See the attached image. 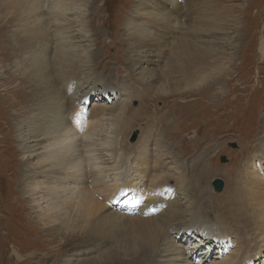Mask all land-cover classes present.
Masks as SVG:
<instances>
[{
    "label": "bare ground",
    "instance_id": "bare-ground-1",
    "mask_svg": "<svg viewBox=\"0 0 264 264\" xmlns=\"http://www.w3.org/2000/svg\"><path fill=\"white\" fill-rule=\"evenodd\" d=\"M27 1L0 0V77L7 81V86H12L9 88L12 94H15L16 85L20 88L17 92L20 98L18 94L12 96L13 108L16 110L8 113L11 112V117L18 116L17 120L20 119L15 125V138L23 162L29 166L26 174L21 177L25 183V194L30 199L38 219L34 233L41 235V241L38 239L41 247L35 244V251L39 250L41 255L35 256V252H31L27 259H24L25 257L14 249L16 264L25 260H28L26 264H46L44 261L55 264L63 255V239L76 230L79 233L81 231L75 226L80 218L77 216L82 213L87 217L88 223V219H94L95 214L101 211L99 204H96L97 199L103 195L110 199L120 188L126 189L127 186L137 189H132L128 194L138 191L141 194L138 200L143 196L148 199L144 200L138 211L133 210L138 216L135 214L137 218L133 220L136 222L132 226L136 227L138 236L130 242L136 244L138 241V244H143L145 248L140 257H135L133 264L146 263L145 256H150L151 251L154 252L151 249H154L156 244L159 246L156 247L152 263L149 264H192L188 257L196 253L202 244H209L212 239L219 243V247L225 243L242 242L240 245L244 253H248L253 247L263 246L264 154L251 157L245 173L246 178L237 175L235 170L230 173L227 171L228 178H235L228 182L223 191L213 188V191L221 192L222 195L213 198L215 194L212 189L206 187L212 166L207 158L211 146L201 150L198 155L201 145L199 146L196 138L200 128L182 127L180 131H176L175 125L171 126L180 117L185 118V121L198 122L201 108L196 104L185 105V109H181L173 116V120L166 124L161 123L165 116L162 114L156 122L163 127L164 132L160 131L161 126H156V134L152 128L147 129L148 133L141 137L140 143L129 147L132 151L125 153V145L122 147V144L130 133L131 124L140 119L142 111L147 110L140 107L137 109L138 114L133 111L134 116H128L129 93L120 85H107L106 77L95 75L97 70L102 69L98 65L104 57L101 53L97 55L98 48L93 49L83 19L85 12H89L93 4H85L87 0ZM80 1H84V4H79ZM198 1L200 0L190 4H197ZM11 24L14 29L6 38L5 34ZM160 25L163 30H173L179 26L176 16L165 7H159L157 4H138L133 16L125 20L123 27L126 36L130 38L128 60L133 63L137 79L145 84L153 75L161 58L156 49L145 50L142 45L157 35V30L160 29L157 27ZM184 31L186 37L183 38L178 51L173 52L174 70L183 77V82L196 85L205 79L204 72L197 67H194V72L190 75L191 60L202 61L206 75L212 76L222 72L223 69L216 63L208 66L204 54L198 55L203 45L207 51L213 50L212 45L207 47L208 41L205 44L197 39L192 41L190 35L194 31L190 27ZM260 52L263 56L264 42H260ZM6 65H11L12 72L3 77L8 70H5ZM212 81L203 85L205 91L209 90V96H202L200 99H207L206 113L213 124H217V133L222 131L223 123H226L227 119L240 120L246 115L248 120L251 115H256L257 105L255 108L247 106L242 112L239 111L241 98L235 96L230 102L226 98L221 99L223 102L219 105L223 113L227 108L232 111L227 112L225 118L217 120L216 110L214 109L212 114L209 106L215 93L222 92L216 91ZM205 91L201 88L197 93L200 95ZM143 92L148 93L150 90L137 89L133 94L140 95L138 97L142 103L145 100L150 101L148 97L143 96ZM98 95L100 98L97 103L87 105L88 100ZM105 96H108V99L105 100ZM109 100H112V103L107 104L106 101ZM218 100L219 98L216 99ZM163 101L166 107H174V103L164 99ZM246 108H249L247 113ZM77 113L80 115L77 116ZM183 134L189 136L190 142L181 138ZM207 135L216 136L215 133ZM173 146L177 147L175 153L172 151ZM259 149H264V142ZM196 153L198 157L191 166L178 160L179 156ZM14 173L16 175V170ZM171 182L174 184L171 185ZM208 190L210 194L206 196ZM164 192L167 193L165 197H169L168 199L163 197ZM125 196L128 195H123V198ZM174 196L177 197L173 199ZM131 199L129 196L122 203ZM116 211L106 213L105 216L103 214V219L97 220L99 227L98 223H95V230L91 229L92 220L90 224L82 221L81 224L85 225L87 232L84 237H95L99 231H94L118 222V216H122V213ZM163 227L167 233L174 232L177 238H182L188 243L178 245L176 242L166 241L158 244L159 236L165 237L162 233ZM244 233L247 234L245 239ZM47 236L49 239L45 241L43 238ZM199 236L198 242L190 244ZM219 254L209 263L203 257L195 264H238L240 261L238 255L224 258L222 252ZM217 258L220 261L216 260ZM67 261L72 260L70 258Z\"/></svg>",
    "mask_w": 264,
    "mask_h": 264
},
{
    "label": "rangeland",
    "instance_id": "rangeland-1",
    "mask_svg": "<svg viewBox=\"0 0 264 264\" xmlns=\"http://www.w3.org/2000/svg\"><path fill=\"white\" fill-rule=\"evenodd\" d=\"M194 1L87 0L85 4H93V7H90L89 12H85L83 19L88 29L93 49L98 48L97 55L101 53L106 58L105 60L101 58V63L98 66L102 69L97 70L95 75H99L102 78L106 77L107 85L110 84L109 86L111 87L113 85H120L129 93L128 116H134L133 111L137 112V109L140 107L147 110V112L142 111L143 113L139 116L140 119L131 124L130 133H128V136L126 133L127 139L122 144V147L125 145L123 151L130 153L132 149L129 147H134L140 143L141 137L147 135V129L152 128L151 130L155 131L156 134V126H161L157 124L156 120L162 114L165 116L161 123L166 124L173 120V116L177 115L181 109H185V105H199L201 112L198 114V122L185 121V118L180 117L171 126L175 125L176 131H180L182 127L200 128V132L196 138L199 141V146L201 145L198 155L201 150L209 145L211 146L207 158L212 163V166L209 170V179L206 187H210L213 191V181L220 180L223 184L221 191H223L227 187L228 182H232L235 178V176L228 178L226 176L227 171L230 173L232 170H235L237 175L246 178L245 173L247 172L251 157L255 154H264V149H259V146L264 142V55H260V42H264V0H200L197 4L192 3L191 5L190 3ZM79 4H84V1H80ZM138 4H157L159 7H165L176 16V21L179 24L178 28L173 30H165L166 28L163 30L161 29L163 28L161 25L158 26L157 28L160 29L157 30L155 39H149V41L144 42L142 45L145 50L156 49L161 58L147 84L137 79L132 67L133 63L128 60V49L130 48L128 40L130 38L126 36L123 28L125 20L133 16L135 7ZM146 9L149 10V8ZM188 27L194 31L190 35L192 41L197 39V41H202L204 44L206 41H212L211 43L206 42V46L208 47L211 44L213 50L207 51L205 45H203L198 55L202 56L204 54L206 56L205 61L208 63V66L216 63L218 67L223 69L220 72L221 74L219 73L220 75H206V71L203 70L204 65L202 61L195 62L191 60L189 62L190 75L194 72V67L200 68V71L204 72L205 75L204 81L196 85L184 83L183 77L176 74L174 70L173 54L178 51L183 38L186 37L184 30ZM13 29L12 24L8 26V31L5 34L6 38L7 34H11V30ZM112 40H114L113 43H111ZM179 54L183 55L180 52ZM183 57L181 56V58ZM5 70H7L6 73L4 72L6 75L1 73L4 75L3 77H7V73L12 72L11 65H6ZM210 81L214 84V88L217 89L216 91L222 92V94L215 93V96L211 99L212 104L209 106V111L212 114L214 113L213 110H216L215 115L217 120L225 118L227 112L232 111L231 108H227L223 113L219 105L223 102L221 99L226 98L230 102L235 96L241 98L239 111L242 112L244 107L251 106L255 108L257 105L256 115H251L248 120L246 119V115L240 120L227 119L226 123H223L222 131L217 133L215 131L217 130V124H213L209 114L206 113L208 101L207 99H200L202 96H209V90L205 91L203 85ZM7 85V81L5 79L2 80L0 77V264H16L17 261L13 255L14 249L18 250L20 255L23 258L25 257L24 259H27L28 254L31 252H35V256L41 255L39 250L35 251L37 249L36 243L37 247H41V243H38V239L41 241V235L34 233L33 229H36L37 215L31 206L30 199L25 194V183L22 182L21 177V175L26 174L29 166H26L28 164L23 162L15 138V125L20 119L17 120L18 116L11 117V112L8 113L15 109L12 104V96H17L20 88L16 85L15 94H12L9 91V88L12 86ZM143 88L150 90L148 93L143 92V96L150 99V101L145 100L144 103L140 101L138 97L140 95L133 94V91ZM201 88L205 92L198 95L197 92ZM94 94L97 95L96 92ZM169 96L170 98H168ZM18 97L20 98L19 94ZM99 98V95L96 98H91L87 101V105L97 103ZM104 98L106 100L108 96ZM217 98H219L218 101H216ZM163 99L174 103V107H171V109L170 105L166 107ZM106 102L110 104L112 100ZM248 110L249 108H246L245 113ZM6 114L9 116L7 117ZM209 121L212 124H209ZM162 128L161 126L160 131L163 133L164 130ZM207 133H215L216 136L213 137L207 135ZM124 137L125 135L122 139ZM158 138L160 139L159 136ZM181 138L185 142H190L188 141L189 136L186 134H183ZM174 150H177V147L173 146L172 151L175 153ZM198 155L196 153L184 157L179 156L178 160H180V163L191 166ZM222 158H224L225 162H221ZM15 170L16 175L14 173ZM262 175L264 177V170L262 171ZM172 184L174 183L171 182ZM236 187L239 188V186ZM132 189L137 190L136 188L127 186L126 189L120 188L110 199H107L103 195L99 200H96V204H99L101 211L95 214L94 219L93 217L90 220L88 219L89 224L93 221L92 230H95L93 227L95 223H98L97 220L103 217V214L105 216L106 213H116V210H119L118 212L122 213V216H118L120 218L118 222L94 231L95 233L98 231L100 233L95 234V237L90 239L84 237L87 232L85 225L81 223L84 221L88 224L86 222L87 217L83 216L82 213L77 216V218H80H78V223H75V226L79 227L78 229H81V231L79 233L76 230V232L71 233L72 235L70 234L63 239V255H61L59 261L55 264H133L134 259L137 258L136 256H139L145 250L144 245H139L138 241L136 244L130 242L131 239L138 236L136 227L132 226L136 222L133 220L138 216L133 210L138 211L144 200L148 199L146 196H143V198H139L138 200V197L141 196L138 191H135L134 194H128ZM212 193L215 194L213 198L215 196H222L220 195L221 192L213 191ZM162 194L164 198H169L165 197L166 192ZM209 194L210 190H208L206 196H209ZM123 195L128 196L123 198ZM129 196L132 199L123 204L122 202ZM176 197L174 196L173 199ZM191 198L193 199V197ZM95 209L96 206L94 207ZM149 215L151 214L149 213ZM99 225L98 223L97 226L99 227ZM163 229L165 232L166 229L165 227L162 228V233L165 237L159 236L158 244L166 241L176 242L178 245H186L188 243V241H184L182 238H177L174 232L165 233ZM250 231L251 229L248 230L249 233ZM246 237L247 234L244 233V239ZM43 239L47 241L49 236ZM199 240L200 236L194 238L190 244L196 243ZM214 241L212 239L209 244H202L196 253L188 257L189 261L195 264L198 259L204 257L207 263H209L222 252L224 258L238 255L240 257L238 264H264V245L259 248L253 247L248 253H244L241 247L242 242L240 243L241 245L235 242L230 244L225 243L219 247V243ZM43 243L45 244L46 242ZM158 246L156 244L154 249L152 247L151 250L156 252V247ZM131 249L134 251H131ZM216 250L219 253H216ZM154 252L151 251L150 256H145L147 259L144 264L152 263ZM70 258L72 261L68 262L67 260ZM216 260L220 261L218 258ZM27 262L28 260H25L21 264H26ZM44 262L51 264V261Z\"/></svg>",
    "mask_w": 264,
    "mask_h": 264
},
{
    "label": "water",
    "instance_id": "water-1",
    "mask_svg": "<svg viewBox=\"0 0 264 264\" xmlns=\"http://www.w3.org/2000/svg\"><path fill=\"white\" fill-rule=\"evenodd\" d=\"M133 139H134V136H133ZM221 162H225L224 158L221 159ZM222 186H223V184H222V182L220 180H214L213 181V187L215 189H219V188L221 189Z\"/></svg>",
    "mask_w": 264,
    "mask_h": 264
},
{
    "label": "snow or ice",
    "instance_id": "snow-or-ice-1",
    "mask_svg": "<svg viewBox=\"0 0 264 264\" xmlns=\"http://www.w3.org/2000/svg\"><path fill=\"white\" fill-rule=\"evenodd\" d=\"M80 115V113H77V116H79Z\"/></svg>",
    "mask_w": 264,
    "mask_h": 264
}]
</instances>
